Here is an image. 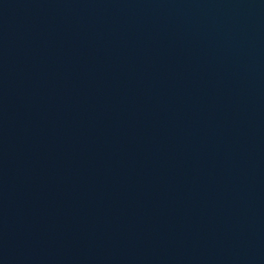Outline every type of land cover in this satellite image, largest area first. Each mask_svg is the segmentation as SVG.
Here are the masks:
<instances>
[{"label": "water", "instance_id": "obj_1", "mask_svg": "<svg viewBox=\"0 0 264 264\" xmlns=\"http://www.w3.org/2000/svg\"><path fill=\"white\" fill-rule=\"evenodd\" d=\"M0 264H264V0H0Z\"/></svg>", "mask_w": 264, "mask_h": 264}]
</instances>
